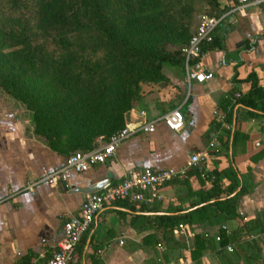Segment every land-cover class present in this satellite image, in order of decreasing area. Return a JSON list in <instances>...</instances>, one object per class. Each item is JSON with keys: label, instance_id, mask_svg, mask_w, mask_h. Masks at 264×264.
Segmentation results:
<instances>
[{"label": "crops", "instance_id": "obj_1", "mask_svg": "<svg viewBox=\"0 0 264 264\" xmlns=\"http://www.w3.org/2000/svg\"><path fill=\"white\" fill-rule=\"evenodd\" d=\"M218 2L224 9L221 14H227L217 25L221 45L202 51L193 66L212 76L201 82L178 79L176 94L171 91L168 98L151 101L146 109H133L137 120L149 121L178 108L184 126L172 131L159 121L153 131L126 138L104 163L81 173L70 170L56 185L41 178L62 167L67 155L33 135L23 110L0 92V264H47L62 237L67 214L78 212L90 194L79 188L103 180L117 183L131 170L180 168L186 166L191 153L203 150L208 156L201 169L194 168L185 180L162 187L161 199L152 206L118 201L97 212L85 242L79 244L81 253L76 249L71 264H175L180 258L195 264H248L252 254H264V111L259 105L249 107L239 101L253 81L264 95V8L236 9L232 0ZM131 120L130 111L126 122ZM211 141L215 145L209 148ZM214 172L219 175L220 197H226V188L234 184L230 195H237L239 216L195 219L174 232L183 247H169L155 216L188 212L202 205L196 204L199 193L212 188ZM29 183L32 189L27 188ZM248 220L259 222L252 231L243 230L238 243L227 244L231 251L215 241L220 229L230 233ZM150 233L159 240L144 245L142 239ZM196 233L212 238L213 245L193 259ZM254 264L262 263L258 259Z\"/></svg>", "mask_w": 264, "mask_h": 264}, {"label": "rangeland", "instance_id": "obj_2", "mask_svg": "<svg viewBox=\"0 0 264 264\" xmlns=\"http://www.w3.org/2000/svg\"><path fill=\"white\" fill-rule=\"evenodd\" d=\"M101 3L114 23L117 45L108 54L92 47V38L83 40L85 48L74 39L62 41L56 53L75 54L87 66V82L69 81V87L58 83L60 75L50 67L53 33L37 17L0 8V82L7 85L0 92L15 100L29 130L48 145L94 147L124 126L131 109L176 94L177 81L187 78L185 67L164 63L156 70L152 63L162 55H182L199 16L218 15L211 0Z\"/></svg>", "mask_w": 264, "mask_h": 264}, {"label": "trees", "instance_id": "obj_3", "mask_svg": "<svg viewBox=\"0 0 264 264\" xmlns=\"http://www.w3.org/2000/svg\"><path fill=\"white\" fill-rule=\"evenodd\" d=\"M211 1L217 6V14H221L224 9L219 8L217 0ZM0 8L9 13H18L28 18L37 17L53 33L54 38L50 40L48 58L51 69L60 75L58 83L61 81L60 85L62 86L69 87V81L76 86L82 85L85 83L87 77V66L79 56L72 53L70 55L56 53L58 47L62 45V41L74 39L85 48L88 45L84 42V39L92 38L94 40L92 47H96V49L108 54L117 45V32L114 23L109 18L101 0H0ZM217 29L216 27L213 32L212 40L202 45V51L220 47L221 42L217 36ZM164 63L184 67V57L183 55H162L152 65L156 70H159ZM0 85L7 86L2 82H0ZM239 101L249 107L259 105V108L264 111V95L262 89L257 86L255 81L252 82L251 90L248 91L245 97H240ZM249 114L251 116L257 115L254 111H249ZM49 146L57 153L67 156L78 151L74 150L75 146H69V144L54 145L53 143H49ZM91 148L92 146H87L80 150ZM218 178V173L214 172L212 188L209 191L199 193L200 198L196 204L203 203L202 205L188 212L155 216L158 228L162 231V237L169 244V247H183L184 244L176 239L174 233V230L180 229L181 225H191L195 219L210 221L212 217L218 215H222L226 220L236 219L239 216L236 211L237 195H230L234 189V184L226 188V197L222 198L220 197V190L218 188ZM257 222L259 221L248 220L230 233L220 229L218 232L220 236L219 245L225 246L229 242L238 243L242 236V231H252ZM158 240L155 233H150L143 237L142 243L144 245H153ZM84 242L85 235L79 244H83ZM212 245V238L206 237L202 233L194 234L192 237L193 249L191 250V257L197 259L203 249L211 248ZM78 246L76 249H79L81 253V247ZM258 259L264 264V254L260 255L259 252L251 255L248 264H254Z\"/></svg>", "mask_w": 264, "mask_h": 264}, {"label": "built area", "instance_id": "obj_4", "mask_svg": "<svg viewBox=\"0 0 264 264\" xmlns=\"http://www.w3.org/2000/svg\"><path fill=\"white\" fill-rule=\"evenodd\" d=\"M236 9L245 7L264 8V0H232ZM227 14L199 16L198 25L191 34L186 44L182 47L184 67L187 79L203 81L212 76L209 72L193 70L202 55V45L212 40V35L223 18ZM237 98L240 93H236ZM134 120L128 121L124 126L113 132L107 139L101 140L99 144L88 150H78L66 157L64 165L56 170L47 171L41 181L50 185H56L67 178L68 171L77 173L85 172L94 165L104 163L114 156L116 148L130 135L137 132H150L155 129L159 121L172 130L178 131L184 126L182 113L178 108H173L159 118L152 120H137L136 114L131 109ZM211 141L209 148L214 146ZM208 151H195L190 154L186 166L180 168L144 169L127 171L123 178L117 183L106 182L98 190L88 194L83 200L78 212L67 214L62 226V237L58 240L56 247L51 251L47 264H71L74 253L82 237L89 231L97 212L104 206L118 201L152 206L161 199L160 190L166 184L175 180H185L189 171L194 168L201 169L202 163L207 159ZM28 189L33 188V183L27 185ZM183 225L180 226V228ZM175 229L174 232H178ZM215 241H220V236H215ZM228 251L232 250L231 245H226ZM96 252L95 254H98ZM175 264H195L190 259L180 258Z\"/></svg>", "mask_w": 264, "mask_h": 264}, {"label": "water", "instance_id": "obj_5", "mask_svg": "<svg viewBox=\"0 0 264 264\" xmlns=\"http://www.w3.org/2000/svg\"><path fill=\"white\" fill-rule=\"evenodd\" d=\"M105 181H107V180H103L101 182H98L94 186H89V187H86V188H79V191L83 192V193L94 192V191L98 190L103 184H105L106 183Z\"/></svg>", "mask_w": 264, "mask_h": 264}]
</instances>
